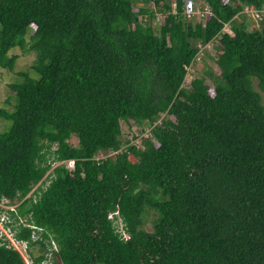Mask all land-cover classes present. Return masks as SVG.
<instances>
[{
	"label": "trees",
	"instance_id": "1",
	"mask_svg": "<svg viewBox=\"0 0 264 264\" xmlns=\"http://www.w3.org/2000/svg\"><path fill=\"white\" fill-rule=\"evenodd\" d=\"M184 1L0 0V67L35 51L0 106V198L52 232L56 264H264V11L236 20L264 0H204L203 19ZM214 39L219 72L185 86ZM121 119L149 134L123 145ZM0 264L25 263L0 243Z\"/></svg>",
	"mask_w": 264,
	"mask_h": 264
},
{
	"label": "built area",
	"instance_id": "2",
	"mask_svg": "<svg viewBox=\"0 0 264 264\" xmlns=\"http://www.w3.org/2000/svg\"><path fill=\"white\" fill-rule=\"evenodd\" d=\"M205 6L206 7L204 9H200L194 0H185L183 13L186 16L194 14L198 16L199 14V18L203 19L205 14L210 11L209 6L207 4ZM242 11L257 17L264 11V6L262 8H256L252 5H245ZM160 17H162V14L157 13L156 18ZM228 25V22H226L223 30H226L225 28ZM209 44L210 43H207L206 45ZM199 45L200 47L202 46L201 44ZM64 161H66L65 164L69 168L74 166V160L72 158L56 161L54 163L57 164ZM38 184L39 183H36L26 196L32 194ZM19 203L20 201H18L17 198L13 200L6 197L0 198V243L5 244L7 247L16 249L22 256L25 264H56L55 254L59 250L57 240L54 238L52 232L46 231L43 226L35 223L29 218V216L20 213L18 210ZM115 215H117V218H114ZM109 217L113 218V222L117 231L120 232L121 237L124 239L128 238L129 234L124 229L123 221L119 215L118 209L110 212ZM21 226L29 228V239L19 238L16 235ZM41 243H43L44 246L42 250H39L38 246H41ZM31 251H33L34 254H32ZM37 254L42 255L41 260L37 261L34 259V255L37 256Z\"/></svg>",
	"mask_w": 264,
	"mask_h": 264
},
{
	"label": "rangeland",
	"instance_id": "3",
	"mask_svg": "<svg viewBox=\"0 0 264 264\" xmlns=\"http://www.w3.org/2000/svg\"><path fill=\"white\" fill-rule=\"evenodd\" d=\"M197 5L200 7V9H204L206 6V3L204 2V0H196ZM172 6H174V3L172 4ZM158 14H160V12H157ZM244 15H239L236 20L238 21H242V20H246V24L247 27L249 29H251L252 27V22L258 24V20L256 16H251L250 14H245ZM163 15V14H162ZM261 15V14H260ZM259 15V16H260ZM199 14H198V18H199ZM162 18H154V25H158L162 22ZM226 30L231 31L229 25L226 26L225 28ZM214 42H217L216 39L210 41L209 45H202L200 47V51H199V63H195V65H193L192 67H190L188 70L189 72L186 74L185 76V80H184V85L186 86L189 82V79H191L194 75H200L202 73V69L204 64H207L209 66H211L213 68V70L218 73L219 72V68L216 65V63L214 62V60L211 57H216L217 56V50H216V45L214 44ZM9 53H18V57L16 58V62L15 65L13 66L12 69H6L4 67H0V106L6 105L9 106L8 102H6L7 99H9V101H13V91L10 90L9 87V82H12L14 80H17L18 78H21L20 75V71H28L32 73V69H31V64L35 58V51L34 50H30V51H26L23 52L19 47H14L12 49H10ZM198 60V59H197ZM198 64V65H197ZM207 81L209 83H211L210 79H207ZM257 79H254V87L259 89L257 87ZM262 94V101L264 103V93L261 92ZM165 113H161L159 115L158 120L161 119V117H163ZM121 122V138L124 140L123 145H126L127 141H129L128 143H136V144H140V140H141V136L146 135L147 133L149 134V128L146 125H139L137 123H135L133 120L130 121H124V120H120ZM6 125V121L0 117V129L4 128V126ZM69 140L73 143L76 142V137L75 135H72ZM124 147V146H123ZM109 153H113V152H109ZM64 163H66V161H64ZM52 165H55V163H53ZM145 227L150 230L151 229V221L150 219H146L145 221Z\"/></svg>",
	"mask_w": 264,
	"mask_h": 264
},
{
	"label": "clouds",
	"instance_id": "4",
	"mask_svg": "<svg viewBox=\"0 0 264 264\" xmlns=\"http://www.w3.org/2000/svg\"><path fill=\"white\" fill-rule=\"evenodd\" d=\"M60 163V162H59Z\"/></svg>",
	"mask_w": 264,
	"mask_h": 264
}]
</instances>
